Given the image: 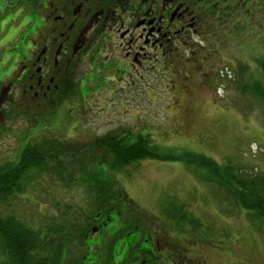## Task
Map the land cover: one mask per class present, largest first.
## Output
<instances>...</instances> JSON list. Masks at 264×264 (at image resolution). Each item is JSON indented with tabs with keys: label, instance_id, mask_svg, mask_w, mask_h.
I'll return each instance as SVG.
<instances>
[{
	"label": "rangeland",
	"instance_id": "374dc122",
	"mask_svg": "<svg viewBox=\"0 0 264 264\" xmlns=\"http://www.w3.org/2000/svg\"><path fill=\"white\" fill-rule=\"evenodd\" d=\"M15 1L19 0H11V4ZM10 5L7 11L13 16L5 18L7 21L0 35L12 30L14 40L4 43L2 49L15 45L24 31L25 44L30 45L33 40V35L26 31L28 12L20 8V2L17 8ZM24 17L25 25L20 26ZM237 19L235 26L232 22L227 30L217 33L216 47L213 46L211 55L208 50L202 51L205 54L199 55V69H171L162 74L159 68H153L147 74L137 75L136 88H130L131 91L124 85L130 79L112 83L116 94L105 99L93 96L82 101L73 99L74 95L68 93L67 101L64 96L57 102L56 109L61 115H56L54 123L59 129L48 131L50 122L45 116L35 119L34 116L42 112L40 107L35 111L34 103L25 104L23 116L17 115L8 105L7 110L11 111L0 118V131L4 129L0 134V164L17 159L18 151L22 153L29 148L24 144L35 146L40 144L36 142L47 139L54 145H40L35 149L37 160L43 164L39 173L33 170L31 174L40 175L28 185L26 194L10 200L9 207L0 205V216L16 214L15 217L29 229L44 235L38 221L65 224L69 215L70 220L76 214L85 217L100 204L101 209L106 205L110 208L109 195L120 190L123 201L116 210L109 212L117 216L123 214L126 221L143 232L151 235L159 232L183 245L188 258L184 264H264V230L255 232L245 217V209L234 210L233 199L225 200L222 187L219 190L194 173L195 164L207 167L201 158L192 154L195 163H191L180 157L183 151L191 152L218 164H240L247 168L244 172L264 174V103L252 90L256 84L264 86V71L261 70L264 66V4L249 7V12ZM111 36L116 44L115 35ZM77 108L87 112L76 115ZM71 109L73 118L65 116V110L71 114ZM28 121L34 125H29ZM137 131L136 136L134 132ZM87 134L89 140L98 142L96 150L100 160L97 152L90 156V147L75 144ZM136 138L137 141L145 140V146L153 144L161 153L169 151L170 154L160 159L138 157L136 164L121 170L118 165L124 158L107 153V162L117 167L114 171L108 168L107 172L100 173L104 168L100 167L102 153L110 148L118 147L123 151L134 148L136 146L128 141ZM73 146L76 149H72ZM80 146L82 148H77ZM75 150L79 152L74 153ZM7 151L11 155L6 154ZM91 158L94 161L86 160ZM91 171L97 173L94 194L85 192L82 184V177L88 178ZM81 172L84 176L79 174ZM55 178L59 183L66 180L68 188L62 190L54 185ZM104 180L109 183L102 184ZM100 184L104 188L101 202ZM123 190L126 193H122ZM127 199L133 202L134 211L130 214ZM65 200L70 214L64 211ZM170 207L190 213L202 225L192 230L190 226L177 228L166 217ZM41 210L44 215L33 221L39 214L36 211ZM76 210L80 212L74 213ZM64 228L69 236L70 226ZM127 233L129 231L125 230L124 235ZM121 241L128 239L124 237ZM2 261L0 257V264H4ZM169 264L178 263L169 260Z\"/></svg>",
	"mask_w": 264,
	"mask_h": 264
},
{
	"label": "flooded vegetation",
	"instance_id": "af4514ba",
	"mask_svg": "<svg viewBox=\"0 0 264 264\" xmlns=\"http://www.w3.org/2000/svg\"><path fill=\"white\" fill-rule=\"evenodd\" d=\"M17 2L30 16L27 28L33 40L25 44L24 31L15 45L2 49L14 38L12 30L0 35L1 117L11 111L8 105L19 116H23L26 103H34L37 111L42 104L62 97L67 89L75 92L69 95L81 97L82 101L93 96L105 99L116 94L112 83L130 79L124 85L131 91L136 88L137 75L153 68H159L162 74L171 69L197 68L199 55L207 50L211 55L216 47L218 32L227 30L232 22L235 26L249 7L264 4V0H19L12 4L11 0H0V32L5 18L13 16L8 14V5L17 8ZM21 25H25V17ZM75 112L80 115L87 110L77 108ZM49 113L47 128H59L54 121L60 111L51 109ZM65 116L73 118L74 113L66 110ZM136 139L128 143L136 145ZM93 140L87 134L75 144L85 147ZM6 154L11 155L10 151ZM22 154L18 151L17 159L11 162L9 156L6 163L20 161ZM97 158L100 160V156ZM79 174L84 176L83 172ZM95 176L97 173L82 177L85 192L96 191ZM103 191L100 184V202ZM126 203L130 214L133 202L127 199ZM68 210L66 205L64 211L70 214ZM74 217L70 220L69 215L61 225H69L71 231L59 252V264H169V260L184 264L188 260L183 245L159 232H143L126 221L123 214L112 215L101 209V204L90 215ZM125 230L129 231L127 235ZM124 237L128 241H121ZM39 259L34 264H44Z\"/></svg>",
	"mask_w": 264,
	"mask_h": 264
},
{
	"label": "trees",
	"instance_id": "16d2710c",
	"mask_svg": "<svg viewBox=\"0 0 264 264\" xmlns=\"http://www.w3.org/2000/svg\"><path fill=\"white\" fill-rule=\"evenodd\" d=\"M26 31L27 34L30 33L28 28ZM261 70L264 71V66L261 68ZM252 90L257 93V96L264 103V86L261 84H256L253 86ZM68 93L74 94L75 92H73V90L68 91L67 89L62 97H57L55 101L51 103L48 102V104H46L45 106L43 104L42 106H39L42 113L35 115V119L41 118L43 116H45V119H47L50 115V110L56 109L58 105L57 102H61V98L65 96V100H67ZM80 98L81 97L74 96L73 99L78 100ZM2 117L6 116L3 115ZM28 123L29 125H34L30 121H28ZM54 129L59 128H47L48 131H52ZM3 130L4 129H1L0 134ZM134 133L137 135L139 132L137 131ZM138 141V144H136V147L134 148H125L124 151L118 149V147L114 148L115 150L110 148V150H107L104 154L102 153L100 167L104 168L100 169V173L107 172L108 168L114 171L117 167L116 164L111 165L110 162H107V160L109 159V157H107V153L113 154L115 157L119 156L120 158H124V162L118 165V168H121V170L126 168L125 166L128 167L136 164L138 157L142 158L146 156L160 159L163 156L166 157L168 154H170L169 151H166V153H161L159 147L153 146V144L145 146V140L143 141L141 139H138ZM35 144L39 143L36 142ZM40 145L49 146L54 144L52 143V141L44 139V141L42 140L39 145L26 146V148H29H25L26 151L23 152L20 161L16 163L0 164L1 206L9 207L10 200L13 197H15L16 195L26 194L28 185H30L31 182L37 180L36 178L40 174L32 175L31 173L33 170H35L37 173L41 171L40 166H42L43 163L39 159L37 160V150H35ZM85 146L91 148V157L95 152H97L96 154H99L96 150L98 149V142H96V140H93L90 144H87ZM77 148L82 147L80 146ZM72 149L76 148L73 147ZM120 151H123V153L117 154V152ZM78 152L79 150L74 151V153ZM180 154H183V156H180L181 158L186 161H190L191 163H195V159L192 157V154L197 158H201V161L204 162L207 167L197 166L195 164L193 165L194 173L198 177H200L202 181H206L208 184H214L216 187H218L219 190L222 187L225 192V200H227V198L233 199V206L236 207L234 210L240 208L245 209V217L250 223L249 225L255 232H261L264 230V174L255 173L252 171L244 172V170H247V168L241 166L240 164L238 165L236 163L230 162L218 164L212 159L208 160L203 158V156L198 157L197 154L191 152L190 154H188L187 152L183 151V153ZM184 156H186V158ZM97 157L99 156L97 155ZM89 161L91 162L94 160L90 159ZM209 164L212 166H210ZM92 174H95V172H89V177ZM108 183V180H104L102 182V184L105 185H107ZM53 184L58 188H63L62 190H66L68 188L66 180H61L59 183L58 179L55 178ZM120 195V190L117 191L115 195H109V200L112 203V206L108 208V206L106 205L104 209L108 212L111 210H116V205L119 202L123 201ZM113 203H115V206H113ZM66 205L67 202L65 200V204L63 205V207L65 208ZM162 212L165 214L164 208H162ZM36 213L39 214L33 217V221H38L39 216L44 215V210L36 211ZM15 216H0V257L3 258L2 262H4V264H34L35 259L40 260L39 258L41 257V262L44 264H59L58 260H61L59 252L65 245V242H67L68 237V234H66V230L64 228L66 226H61L62 222L43 224L39 223L38 221L40 230L45 232V234L42 235L39 231L36 232L35 230L29 229L22 221L18 220V218ZM166 217L170 221L174 222L177 228H180L182 226H186L188 228V226H190L192 230L202 225L201 222L195 218V216H192L190 213H183L181 211V208L177 207H170L169 211L166 212ZM30 219L31 217L26 218L25 220ZM43 254L46 257H43Z\"/></svg>",
	"mask_w": 264,
	"mask_h": 264
}]
</instances>
